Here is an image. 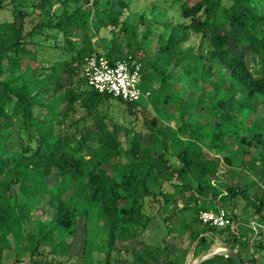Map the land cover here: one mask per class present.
<instances>
[{
	"label": "trees",
	"instance_id": "16d2710c",
	"mask_svg": "<svg viewBox=\"0 0 264 264\" xmlns=\"http://www.w3.org/2000/svg\"><path fill=\"white\" fill-rule=\"evenodd\" d=\"M131 1L0 0V264H65L73 258L82 264L92 220L97 227H106L103 264H111L116 241L134 240L142 229L141 219H147L138 204L143 194L137 167L154 165L157 159L162 160L159 170L169 172L163 173L166 181L179 176L178 181H169L173 190L162 193L164 201L175 193L194 191L196 219L200 210L208 209L199 205L200 199H219L218 207L236 222L235 202L240 196L252 214L264 221V185L253 196L249 190L260 182L245 174V186L234 180L220 191L215 184L222 164L228 166L232 178L241 176L245 152L252 153L251 170L257 167L264 181V129L254 124L240 127L250 108L264 106V0H181L178 11L185 21L167 39L158 33L154 55L148 49L157 27L146 13L130 14ZM141 24L144 31L139 44ZM180 29L183 32L178 35ZM124 34L128 36L125 45ZM190 34L200 37L196 55L192 46H180ZM96 38L103 43L102 53L96 48ZM244 52L256 63L250 65ZM94 53L109 63L139 61L141 81H147V87L140 90L148 91V96L125 101L91 88L83 69L85 57ZM206 61L217 67H206ZM214 70L218 77L212 81ZM193 73L213 87L198 95L197 104L208 97L210 111L205 116L219 130L205 133L208 122L197 119L184 97V83L195 81ZM175 82L179 84L176 91ZM113 100L131 114L143 100L163 116L178 113L180 123L160 130L156 123L143 120L146 131L127 149L116 131L118 122L103 109ZM229 140L248 149L238 154ZM203 141L215 156L208 154ZM167 154L178 160L177 166L169 163ZM80 217L84 247L74 256L69 239L76 235ZM203 226V233L227 232L234 248L240 242L235 226ZM193 233L190 237L198 238L194 253L202 247L207 250L211 242L204 235L199 237L200 232ZM166 240L162 239L159 252L145 246L148 256L136 258L144 264H176ZM238 254L242 257L240 250ZM262 256L258 264H264ZM248 261L257 264L252 257ZM199 264L234 263L213 255Z\"/></svg>",
	"mask_w": 264,
	"mask_h": 264
},
{
	"label": "rangeland",
	"instance_id": "374dc122",
	"mask_svg": "<svg viewBox=\"0 0 264 264\" xmlns=\"http://www.w3.org/2000/svg\"><path fill=\"white\" fill-rule=\"evenodd\" d=\"M197 0H188L189 3H193ZM181 0H132L129 6L130 14L135 17L140 14L146 13L150 15L153 21V26L157 27V31L153 33L150 37L149 43L150 47L148 49L149 54L154 55L158 49L157 45V35L158 33H162L164 39H167L170 33L173 31V28L185 20L181 18L180 12L178 11V6ZM55 10L59 13L60 8L59 5L56 6ZM135 24V20L132 21ZM144 31V25L141 24L138 26L137 30V41L139 44L142 42V34ZM183 30L180 29L177 31V34H182ZM77 35V34H76ZM106 35V34H105ZM77 38V36H75ZM128 40V36L124 34L123 37V45ZM200 37L199 35L190 34L189 38L186 42H181V47L192 46L193 47V55L198 54V45H199ZM96 44V48L100 53L103 52L102 46L103 43L99 40V38L94 39ZM205 47H203V50ZM243 56L246 61L253 65L255 64V58L252 57L249 53L244 52ZM192 60V57L189 58V61ZM162 63V62H161ZM212 65V68L215 69L217 67L216 63L205 62V66L208 67ZM195 74V81L192 83L190 81H186L184 83V92L185 98L189 100V107L194 109L196 115H198L197 119L201 122H208L209 126L204 127L205 133L213 132L214 130H219L217 127H213V121H208V117L205 116L210 111L208 105V97H206L201 104H197L198 95L202 93H206L209 90L212 91L213 87L208 84L209 81L203 80L199 77L198 73ZM192 76V77H193ZM190 76V78H192ZM218 77V72L214 70L213 75L211 77L212 81H215ZM188 78V79H190ZM174 79L178 81L177 76H174ZM195 84L196 88H192L191 85ZM154 85V84H153ZM156 86V84L154 85ZM201 86V87H200ZM140 89L144 90L147 87V81L143 80L139 84ZM179 87V84L175 82L173 87L174 91H176ZM200 87V88H199ZM202 88V89H201ZM141 102V107H136L133 110L134 113H130L129 110L123 105L118 104L114 100L110 102L109 106L104 105L103 109L107 112L109 117L112 116L113 121H117L116 131L118 136L124 142L125 147L128 149L131 146L133 140L139 138L140 132H145L146 127L143 124V120H147L151 125L157 124V128L163 130L166 126L175 127L180 123V119L178 113L176 112H165V116L154 111L147 102L143 100ZM145 106V108L143 107ZM109 107V108H108ZM108 108V109H107ZM250 108V106H249ZM103 110V111H104ZM245 118L242 120V124L240 125L241 129H245L247 125L254 124L256 127H262L264 129V106L262 104L257 105L255 109L249 110L247 114L244 115ZM112 128V127H111ZM185 136V135H183ZM230 146L235 147V150L238 154H241L243 149H248L247 145L238 142H232L229 140ZM253 143L255 140L252 141ZM147 145L149 141L145 142ZM252 153L245 152L242 155V161L246 166L245 170L241 171V176L237 178H232L231 174L228 170V166L222 164L219 168V180L215 182L217 184L218 189L221 191L224 189V184H231L234 180L238 182L241 186H245L246 182L243 183L244 174L248 178L255 179L258 181L259 186L255 188H251L249 193L254 196L253 191H257V189H261L264 185V181L260 180V175L258 168L251 170L250 165L253 163ZM240 157V156H239ZM166 158L172 166L178 165V160L167 154ZM241 158V157H240ZM257 158V159H256ZM256 160H259V154L257 152ZM113 161H116L114 159ZM239 161V158L237 159ZM160 167H162V160L157 159L154 165H140L137 167L138 177L140 179L139 187L143 196L138 200V204L141 205V212L144 216L147 217L146 220H142V229L140 233L134 240L129 239L127 237L124 240H117L114 245V250L112 251L113 257L111 258V264H118V260L122 261L123 264H144L143 260H139L136 256L139 254L142 259H145L148 256V253L143 249L145 246L151 249L152 252L157 253L160 251L162 245V239L167 238V242L171 245V240H177L178 235H185L186 231L190 230L194 233L202 228L201 224L196 219V209L197 207L193 204L195 199L194 191L183 192L182 194H173L172 197L168 201H164V197L162 193L170 192L173 190L171 186L172 181H178L179 176L166 181L163 173L168 174L167 171H160ZM168 176V175H167ZM208 192H205L207 194ZM260 194V192H258ZM128 203H131L130 199H127ZM245 198L238 196L236 199V214L241 215L243 217H247L249 214L247 211L243 212L245 209ZM219 204V203H218ZM186 205V206H184ZM199 205L203 208H208L212 210H216L218 208L217 203L213 200H199ZM250 209V207H248ZM175 212V213H174ZM173 214V215H172ZM170 216L167 220L165 216ZM236 226V225H235ZM175 231V233H174ZM178 232V234H177ZM189 232V234L191 233ZM193 233V234H194ZM205 239L210 242H214L220 239V237H230L225 231H215L212 233H204ZM72 241L70 252L74 256H78L82 253L84 247V221L80 217L77 221V233L74 237L70 238ZM106 227H97L93 220L89 222L88 225V250L86 252V256L84 262L82 264H103V256L106 250ZM210 241V242H209ZM170 248V247H169ZM264 253V251H263ZM262 252L258 251L256 262L261 263L263 259ZM169 254L171 257H174V250L172 247L169 249ZM6 256H10L6 253ZM197 254L195 253L194 257L188 253V255L183 256L182 258L178 257L174 261L176 264H192V261L195 260ZM7 258V257H6ZM78 259L73 258L71 261L66 262L65 264H78ZM151 261V260H148Z\"/></svg>",
	"mask_w": 264,
	"mask_h": 264
},
{
	"label": "built area",
	"instance_id": "2783aa9c",
	"mask_svg": "<svg viewBox=\"0 0 264 264\" xmlns=\"http://www.w3.org/2000/svg\"><path fill=\"white\" fill-rule=\"evenodd\" d=\"M83 75L87 84L97 92L108 93L125 101H136L149 94L140 90L141 63L136 59H119L109 63L104 56L90 54L85 57ZM197 217L202 224L217 228H234L236 225L227 210L220 207L200 210Z\"/></svg>",
	"mask_w": 264,
	"mask_h": 264
},
{
	"label": "crops",
	"instance_id": "0c3cea01",
	"mask_svg": "<svg viewBox=\"0 0 264 264\" xmlns=\"http://www.w3.org/2000/svg\"><path fill=\"white\" fill-rule=\"evenodd\" d=\"M155 85V83H154ZM181 138L185 139L186 136H181ZM205 142L203 141V147L204 149L208 152V154L215 156V153L213 150L205 147ZM231 149H235V147L230 146ZM220 172H218L219 175ZM241 174V172L239 173ZM208 194V193H207ZM206 195V194H205ZM205 200V199H204ZM209 200H213V199H209ZM217 203V206H220L219 203V199L217 200H213ZM246 210H243V212H248L249 214L247 217H243L241 215H237L236 214V233L239 234L240 237V242L237 244V247L234 248L231 246V238L226 236L224 237H220L219 240L217 241H212L209 245V247L207 248V250L202 248H199L198 250L195 251V253L197 254V257L195 258L194 261H192V264H195L199 259H201L205 254H207L208 251H214V250H218L220 248L221 244H227L229 246H231L233 249H235L237 252L238 250L241 251L242 253V257L247 260L246 264H253L252 262L248 261L249 258H254V263H257L255 260L257 258V253L258 251L262 252L264 251V221L261 220V216L258 214H252V210L248 209L247 206H245ZM235 211H237L235 209ZM197 221L201 224L202 228L200 230H198V232H200L199 237L202 235H205L203 232H201L204 228V224H202L197 217ZM189 232H191L190 230L186 231L185 235H178L177 240H171V245L170 248L172 247V249L174 250V256H176V258L180 257L182 258L183 256H187L188 253L191 254L193 257L195 255L194 253V246L196 245L197 239L193 240L190 237ZM194 232V231H192ZM191 232V233H192ZM197 232V231H196ZM195 232V233H196ZM175 233V231H174ZM206 233H212L210 231H207ZM178 234V232H177ZM247 245V247H245L244 245ZM209 253V252H208ZM264 255V253L262 254Z\"/></svg>",
	"mask_w": 264,
	"mask_h": 264
},
{
	"label": "water",
	"instance_id": "95a60500",
	"mask_svg": "<svg viewBox=\"0 0 264 264\" xmlns=\"http://www.w3.org/2000/svg\"><path fill=\"white\" fill-rule=\"evenodd\" d=\"M213 255H223L230 258L234 264H243L242 259L238 252L227 244H221L218 250L211 251L205 254L201 259H199L195 264H199L202 260L212 257ZM16 264H35L31 261H22Z\"/></svg>",
	"mask_w": 264,
	"mask_h": 264
}]
</instances>
